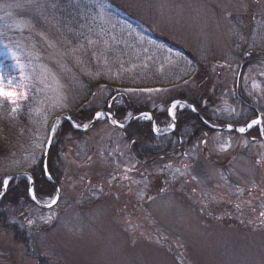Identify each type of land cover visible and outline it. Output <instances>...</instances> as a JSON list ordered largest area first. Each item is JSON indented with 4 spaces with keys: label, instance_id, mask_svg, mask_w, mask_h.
Segmentation results:
<instances>
[{
    "label": "rangeland",
    "instance_id": "obj_1",
    "mask_svg": "<svg viewBox=\"0 0 264 264\" xmlns=\"http://www.w3.org/2000/svg\"><path fill=\"white\" fill-rule=\"evenodd\" d=\"M72 1L97 17L99 29L135 38L145 58L129 72L159 65L161 76L175 74L168 88H142L161 91H129L139 105L165 116L158 120L143 111L152 119L141 116L129 128L135 115L128 112L119 120L127 122L125 132L104 114L91 122L75 119L72 76L85 73L91 61L102 62L97 72L108 76L119 77L125 66L114 68L98 39L59 37L49 20L54 0H0V179L42 162L58 114L71 117L79 129L90 125L81 152L73 141L56 143L60 152L52 159L66 168L61 181L55 177L61 188L57 205L45 211L30 199L27 215L0 207V264H264V138L249 135L258 129L264 137V0ZM183 93L187 97L178 96ZM239 95L262 108L261 125L249 132L228 128L245 111ZM193 98L224 124L207 120ZM175 101L180 106L173 121L168 109ZM184 109L212 131L192 133L191 140L188 132L181 143L189 145L176 158L156 159L151 166L134 162L128 136L136 125L155 124L157 137H167ZM65 121L56 122L55 142ZM27 136L28 145L20 149ZM55 167L59 173L60 165ZM56 193L37 198L45 205Z\"/></svg>",
    "mask_w": 264,
    "mask_h": 264
},
{
    "label": "trees",
    "instance_id": "obj_2",
    "mask_svg": "<svg viewBox=\"0 0 264 264\" xmlns=\"http://www.w3.org/2000/svg\"><path fill=\"white\" fill-rule=\"evenodd\" d=\"M4 1L10 5L15 3V0ZM53 4V7L49 9V20L55 28L59 27V30L55 29V32L58 31L59 34H62L59 37L65 39L69 38L72 42L83 41L84 43L90 39H98L100 40V42H97L98 46L105 50L106 55L111 60L112 66L118 71L122 69L120 68L122 65L125 66L124 70L118 72V74H121L119 77L114 75L108 76L103 72H97L98 69L102 71L100 68L102 62L94 64L91 61L90 64L85 65L87 66L85 73L78 70V72L73 75L74 77L72 76V80L70 82L73 89L76 91L74 92L77 94L75 104L71 111V113H76L75 119L91 122L97 112L105 110L114 113V118L120 122L119 120L125 118L128 115V112L129 114L138 115L142 114L143 111L149 112L148 110H150L156 119L162 120L165 116L164 111H159L157 109L152 110L150 107H143L141 104L139 105V103L129 95L128 90L134 89L137 91L138 89L145 87L168 88L174 81L175 74L161 76V74H159V65L151 66L148 71L140 72L141 70L139 69L140 71L135 73L129 72V67L134 65V62L143 63L142 59L145 58L143 52L141 51L142 48L135 43V38L133 36L127 35L128 38L120 37L119 39L118 36H111L109 33L110 31H103L102 28L99 29V27L95 25L99 22L96 21L97 17L95 18L94 15H91L90 10L84 8L83 4L79 2L72 0H54ZM115 19L124 25L128 24L126 21H122L118 18ZM138 37H141L140 34H138ZM150 45L151 44L146 46L152 51H157V47H154V45L151 47ZM1 49L4 48L0 46V50ZM158 53L161 55L163 54L161 51ZM157 59H161L160 56H158ZM89 69L91 74L88 73ZM18 92H21V89L18 90ZM178 96L187 97L185 93ZM193 99V101L192 99H190V101L196 105L199 111L201 110L202 112H206V115L204 114V116H206L207 120L214 119L218 121L216 119L217 117L212 116L211 112L203 105L201 100H196V98ZM238 101L242 106V111L243 109L245 111L239 112L240 117L237 120H234L236 123H232L234 126L240 127L261 114L262 108H260L256 102L251 103L247 99L243 98V95H239ZM79 111L84 112V116H82V118L78 115L80 114ZM178 114L179 116L176 130L167 137H157L146 122H141L136 125V129L138 130L133 132L134 134L132 133L128 136L130 139L129 141L134 143L132 147L133 150H131V156L134 162L151 166L156 159H163L167 157L176 158L177 155H180L184 148L189 145V143L185 145L181 143V140L189 135V133L191 136L187 139L191 140L192 137L195 138V136H192V133L198 135L203 133L202 129H210L212 131L211 128L198 122V118L195 114H192V112L188 109H184ZM218 122H220V124H224L222 123V119ZM133 124H136V122H132L129 125V128H131ZM63 129H65V131ZM126 130H128V128H125L122 131L125 132ZM253 132L254 136L252 139H254V141L259 139L262 140V136L260 135L258 129L257 131H251L249 135ZM85 133L86 132L74 130L68 122H64L63 128L59 131L58 140L56 142L53 140V146L49 152L47 161L49 173L55 181H57L55 179L56 176H58L61 181L64 176V171L66 170L65 167L63 168L62 163L57 164L58 158L52 159L56 151L59 150L60 152L59 148H56L57 150H55L56 143L59 140L61 142H65V140H67L68 144L70 141H73L78 151L81 152V149L87 148V142L85 140L82 141V136L85 135ZM174 136L180 137L176 144L172 142L174 140ZM28 141L29 136L21 138V142H27V144L25 146H21L20 149H23V147L25 148L28 145ZM15 147L17 148V146ZM56 165H60V171H62L61 173L60 171L59 173L57 172L55 167ZM26 171H29L34 179V188L39 198L42 196L49 197L53 194L55 188L51 182L46 179L43 172V165L40 160H38L35 164H32L30 167H27ZM16 172L20 171L18 169L16 171L11 170L10 172H7L6 175L8 176ZM57 184L59 185L58 182ZM28 189L29 185L25 178L21 177L13 179L10 183V188L0 202V207L4 204V209H11L13 215L17 214L18 211V215L29 214L32 209V204L28 195Z\"/></svg>",
    "mask_w": 264,
    "mask_h": 264
},
{
    "label": "snow or ice",
    "instance_id": "obj_3",
    "mask_svg": "<svg viewBox=\"0 0 264 264\" xmlns=\"http://www.w3.org/2000/svg\"><path fill=\"white\" fill-rule=\"evenodd\" d=\"M128 91H135V90L129 89ZM139 91L152 92V91H161V90L160 89H140ZM0 95H4L2 90H0ZM178 106H180V101H175V102L172 103L171 107L168 109V115H169V117H171V119L173 121H175V119H176L175 109ZM12 111L15 112V111H17V109L13 108ZM192 111H196V109L193 107ZM102 116H103V113H100V112H97L95 114L96 120H99ZM141 116L145 120H151L152 119L151 114L146 113V112L142 113ZM68 119H71V117H68ZM111 122H112L113 125H116L119 128H124V126H125L124 124L119 123L116 119H112ZM261 122H262L261 118L251 119L250 122H246L244 127L238 128L237 131L240 132V133H244L248 129H251L253 126L259 125ZM73 127L79 129L81 127V125L80 124H74ZM82 127L84 128L85 131H87L89 129L90 125L89 124H83ZM168 127L171 128L173 131H175L176 125H175V123H172ZM228 128H229V131H231L232 130V125L229 124ZM152 130L155 133H159V131H160L159 128L155 124L153 125V129ZM48 131L51 133L52 137H54L57 134L58 129H57V125H56L55 122H53L52 126L48 129ZM44 143H46L50 147L51 146V138L49 140L45 141ZM28 179L31 180L30 177ZM11 180H12V177H10V176L0 179V189H3L2 191H0V197H3L6 194V192L8 191ZM28 193H29V195L31 197V200L39 205L40 201L37 198V194H36V191L34 190V188L29 187ZM59 199H60L59 196L52 197L50 203L45 204L44 207H47V208L51 209L53 206H55V205H57L59 203ZM260 215L262 217H264V212H261ZM48 219L51 220V217H49ZM33 223H34L33 220H31V219L28 220V224L29 225H32Z\"/></svg>",
    "mask_w": 264,
    "mask_h": 264
},
{
    "label": "water",
    "instance_id": "obj_4",
    "mask_svg": "<svg viewBox=\"0 0 264 264\" xmlns=\"http://www.w3.org/2000/svg\"><path fill=\"white\" fill-rule=\"evenodd\" d=\"M171 107V106H170ZM100 113H103L105 116H107V118H108V121L109 122H111L112 121V118L110 117V116H108L104 111H102V112H100ZM141 116V114L140 115H136V116H134L130 121H129V123L130 122H132V121H134L135 119H137V118H139ZM110 117V118H109ZM66 120V121H68L71 125H72V123H71V120L70 119H68V117L67 116H63V114H58L57 116H55L54 118H53V121L51 122V126H52V124H53V122H57V121H59V120ZM115 127H117L116 125H114ZM72 127H73V125H72ZM126 127V125L124 126V128ZM74 128V127H73ZM117 128H119V127H117ZM227 127H224V128H221V129H226ZM76 131H81V132H84L85 130L84 129H78V128H74ZM233 129H235V130H237L238 128H235V127H233ZM89 130V129H88ZM87 130V131H88ZM249 130V129H248ZM247 130V131H248ZM240 133V132H239ZM50 138H51V146H52V135H51V133H50ZM49 138V139H50ZM51 146L49 147V146H47V149H46V152H45V154H44V159H43V164H44V171H45V173L46 174H48L47 173V169H46V161H47V157H48V153H49V151H50V149H51ZM23 176H28V177H30V174L29 173H26V172H20V173H17V174H13V175H10V177H12V179L13 178H16V177H23ZM32 186H33V181H31V184H30V187L32 188ZM56 186V185H55ZM57 189H58V187H57ZM3 190V189H2ZM58 196H59V192H58ZM4 197V196H3ZM3 197H1V199L3 198ZM44 208V207H43Z\"/></svg>",
    "mask_w": 264,
    "mask_h": 264
}]
</instances>
